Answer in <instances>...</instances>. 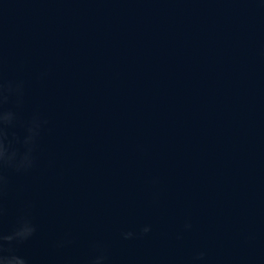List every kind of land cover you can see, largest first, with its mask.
Instances as JSON below:
<instances>
[{
    "label": "water",
    "instance_id": "water-1",
    "mask_svg": "<svg viewBox=\"0 0 264 264\" xmlns=\"http://www.w3.org/2000/svg\"><path fill=\"white\" fill-rule=\"evenodd\" d=\"M25 223L0 258L264 264V0H0V237Z\"/></svg>",
    "mask_w": 264,
    "mask_h": 264
},
{
    "label": "clouds",
    "instance_id": "clouds-1",
    "mask_svg": "<svg viewBox=\"0 0 264 264\" xmlns=\"http://www.w3.org/2000/svg\"><path fill=\"white\" fill-rule=\"evenodd\" d=\"M145 231H147V229H145ZM32 232L33 228L29 224L25 223L18 230H16L12 236H4L0 237V239L12 240L15 238L17 240H23L30 236ZM102 260L103 256H98L94 260L93 264H101ZM0 264H25V262L22 259L12 257L10 259L0 258Z\"/></svg>",
    "mask_w": 264,
    "mask_h": 264
}]
</instances>
